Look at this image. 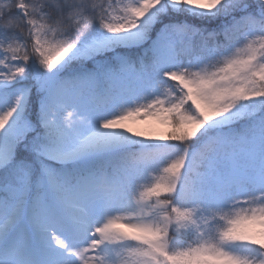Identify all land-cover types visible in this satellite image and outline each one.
Here are the masks:
<instances>
[{
	"label": "snow or ice",
	"instance_id": "6c2138e0",
	"mask_svg": "<svg viewBox=\"0 0 264 264\" xmlns=\"http://www.w3.org/2000/svg\"><path fill=\"white\" fill-rule=\"evenodd\" d=\"M0 264H264V0H0Z\"/></svg>",
	"mask_w": 264,
	"mask_h": 264
},
{
	"label": "rangeland",
	"instance_id": "374dc122",
	"mask_svg": "<svg viewBox=\"0 0 264 264\" xmlns=\"http://www.w3.org/2000/svg\"><path fill=\"white\" fill-rule=\"evenodd\" d=\"M128 127H131L134 131H158L163 132L166 131L165 125H160L156 128H153L151 120L143 121V120H129L126 122Z\"/></svg>",
	"mask_w": 264,
	"mask_h": 264
},
{
	"label": "trees",
	"instance_id": "16d2710c",
	"mask_svg": "<svg viewBox=\"0 0 264 264\" xmlns=\"http://www.w3.org/2000/svg\"><path fill=\"white\" fill-rule=\"evenodd\" d=\"M153 121H154V122H153L154 124H157V122H158V121H156V120H153Z\"/></svg>",
	"mask_w": 264,
	"mask_h": 264
}]
</instances>
